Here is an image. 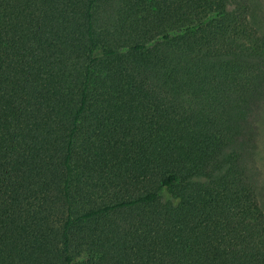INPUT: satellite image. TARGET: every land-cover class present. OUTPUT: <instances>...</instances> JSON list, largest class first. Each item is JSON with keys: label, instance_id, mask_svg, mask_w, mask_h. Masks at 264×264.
<instances>
[{"label": "trees", "instance_id": "16d2710c", "mask_svg": "<svg viewBox=\"0 0 264 264\" xmlns=\"http://www.w3.org/2000/svg\"><path fill=\"white\" fill-rule=\"evenodd\" d=\"M250 15L0 0V264H264Z\"/></svg>", "mask_w": 264, "mask_h": 264}, {"label": "rangeland", "instance_id": "374dc122", "mask_svg": "<svg viewBox=\"0 0 264 264\" xmlns=\"http://www.w3.org/2000/svg\"><path fill=\"white\" fill-rule=\"evenodd\" d=\"M245 1L246 3H248L251 10L250 19L253 26L260 34H264V0ZM256 130L257 151L255 159L260 170V180L258 183L257 198L260 208L264 213V102L258 112Z\"/></svg>", "mask_w": 264, "mask_h": 264}]
</instances>
